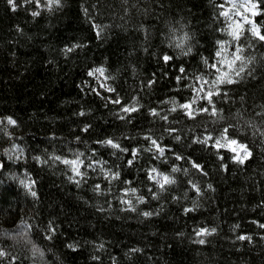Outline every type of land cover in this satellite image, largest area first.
I'll return each mask as SVG.
<instances>
[{
	"label": "trees",
	"instance_id": "trees-1",
	"mask_svg": "<svg viewBox=\"0 0 264 264\" xmlns=\"http://www.w3.org/2000/svg\"><path fill=\"white\" fill-rule=\"evenodd\" d=\"M223 2L0 0V264H264V41L245 24V71L191 117L179 107L234 41ZM225 128L244 163L212 146Z\"/></svg>",
	"mask_w": 264,
	"mask_h": 264
},
{
	"label": "snow or ice",
	"instance_id": "snow-or-ice-1",
	"mask_svg": "<svg viewBox=\"0 0 264 264\" xmlns=\"http://www.w3.org/2000/svg\"><path fill=\"white\" fill-rule=\"evenodd\" d=\"M9 4H13V0H8ZM60 0H49V3L50 4H59ZM250 5V7L248 6ZM241 7H244L245 8V11H251L252 12V15H256L257 12L255 11V9L257 8V5L255 3H252V0H247V3L246 4H242ZM34 16L35 15H38V13L36 12H33L32 13ZM223 15L225 16H228V13L225 12V13H222ZM244 22L245 23H248L251 25L249 31L251 32V35L260 40V41H264V34H261V31H260V28L254 23L252 22L251 20H249L247 17H244ZM94 27L96 28H99V26H96L94 25ZM231 27V26H230ZM102 31V29H101ZM242 31H243V25L239 22L236 23V26H235V29H233L232 31L229 32V35L232 37V39L234 41H238L242 35ZM100 34V31H97V35L99 36ZM220 44V51H218L216 53V55L219 57L222 55V53L225 52V48H224V42H218ZM177 48H182L183 47V41H181L180 43H177L175 45ZM68 51H71V49H68ZM191 52V49L189 48L187 52H184L183 54L184 55H188L189 53ZM243 52V49L240 48V47H236L235 48V51L231 54V59L228 60L226 59V63H227V67L229 69V72H222L220 71L219 68H217V71L220 72V74L216 77V79L214 81L211 82V85H210V90H208L206 92V94L201 97L202 99H206L208 101L209 104H212V97L214 95H220V92H219V86L220 85H224V84H233L235 83L236 81L233 80L231 78V75L230 73L234 72L236 76H240V74L242 72L245 71V63H244V58L243 56L241 55V53ZM172 57L168 56V55H165L163 57V60L165 62H168L169 60H171ZM240 62L241 63V66L239 67V69L237 70L235 68V65H236V62ZM206 64L208 63L207 60L204 61ZM210 67H213L215 68L216 65H210ZM181 72L184 71L183 68L180 69ZM96 73H99L100 75H103L104 74V69L103 68H97V69H94L93 71H90L88 73L89 76H92ZM178 80L180 79L179 77L177 78ZM200 80H202V78H198ZM203 84H208L209 82L208 81H202ZM103 86V85H102ZM109 91H114L113 89H108ZM201 92H205V89L203 87L197 89V94L201 93ZM115 103H119V100L115 101ZM195 103V101H192L190 103H185V104H180L179 107L181 109H184L186 110V115L188 116H192L193 115V111H192V104ZM137 109L135 107H132V108H123L122 111L124 112H134L136 111ZM173 111H175L176 109L173 108L172 109ZM199 111L201 112H208V109L207 108H202L200 109ZM153 115H158V113H156L155 111H153L152 113ZM216 110L213 108V111H212V115H216ZM7 123L8 124H15V121L12 119V118H7ZM177 139H179V137H177ZM213 137L211 135H207L204 137L203 140H196L194 141V143H203V144H208V142L210 140H212ZM103 143L105 144H108L110 145L111 147L113 148H118L119 145L118 144H115L113 143L112 140H106V141H103ZM152 144L156 147V149L161 153V155H163L164 153V149L161 148L155 140H152ZM213 147L217 148V149H221V148H227L229 151L233 152L234 155L232 157L233 161L237 162V163H244V161L251 155V153L249 152L247 146L243 143H239L236 139H232L228 136V128H225L223 130V132L221 133V135L215 139V142L214 144L212 145ZM135 151L133 152V156H135ZM177 159H182V157L180 156H177L176 157ZM57 159H59L57 157ZM222 159V157H221ZM63 163L65 164H71L72 165V170L73 172L75 173V175H82V173H80L79 171V166H78V162L76 160H72V161H69V160H64ZM132 161L130 160L129 161V164H131ZM194 168H196L197 170H201V166L199 164H196L195 162H193V165H192ZM153 172H155L156 170L153 169L152 170ZM173 171H178V169L176 168H173ZM115 178V177H114ZM150 179H153L154 177H152L151 175L149 176ZM163 184H161V188L164 187V184H170V183H174L173 180H171L168 176H163ZM159 183V181H158ZM195 187V185L193 186ZM211 187V186H209ZM97 188H99V185H97ZM32 195L35 196L36 193L35 192H32ZM186 212L188 211H192V209H185ZM145 216H148V215H151V213H148V212H145L144 213ZM262 227H264V225H261ZM212 232L215 231V229H212L211 230ZM210 234L209 230L208 229H201L200 231L197 232V235L198 236H202V235H208ZM239 239H246V237H239ZM199 243L203 244L204 243V240H199L198 241ZM4 255V252L0 251V256H3Z\"/></svg>",
	"mask_w": 264,
	"mask_h": 264
},
{
	"label": "rangeland",
	"instance_id": "rangeland-1",
	"mask_svg": "<svg viewBox=\"0 0 264 264\" xmlns=\"http://www.w3.org/2000/svg\"><path fill=\"white\" fill-rule=\"evenodd\" d=\"M223 1L224 2L222 4V13H225V12L228 13V16L224 15L225 18L227 19V31H228V33L230 31H232L233 29H235L237 22L241 23L243 26L245 24H247L249 26V28L251 27L250 24L244 22L243 18L247 17L249 20L254 22L252 12L251 11H245V8L241 7L242 4L247 3V0H223ZM252 3H254V2L252 1ZM248 6L250 7V5H248ZM255 11L257 12V8L255 9ZM236 47L237 46H236L235 41L224 42L225 52L222 53L221 56L217 57V62L215 64L216 65V67H215L216 77L220 74V72L217 71V68H219L220 71H222V72H229V69H228L227 63H226V59H228V60L231 59V54L235 51ZM218 51H220V47H219ZM234 74H235L234 72L230 73L231 78H233ZM95 75L97 77V82H98V86L96 87V90L101 94H103V91H109L108 89L110 88V86L106 82L104 75H100L99 73H96ZM210 85L211 84L200 85L197 89L203 87L205 89V92H201V93L197 94V90H196L195 97L193 98L192 101L196 102L201 96H204L206 94V92L208 90H210ZM187 103H190V102H187ZM193 104H192V110H193ZM76 161L78 162V166H79L80 165L79 161L78 160H76ZM150 175L152 177H154L153 180L156 181L157 183H158V181H159V184L164 183L163 182V176H165L164 174H162L158 171H155V172L152 171Z\"/></svg>",
	"mask_w": 264,
	"mask_h": 264
}]
</instances>
